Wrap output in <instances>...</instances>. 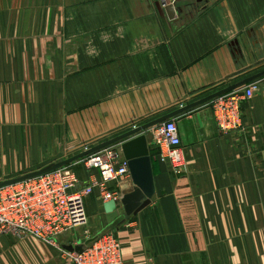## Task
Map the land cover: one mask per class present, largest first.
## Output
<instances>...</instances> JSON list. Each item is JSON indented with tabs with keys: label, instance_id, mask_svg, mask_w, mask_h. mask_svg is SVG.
Instances as JSON below:
<instances>
[{
	"label": "crops",
	"instance_id": "0c3cea01",
	"mask_svg": "<svg viewBox=\"0 0 264 264\" xmlns=\"http://www.w3.org/2000/svg\"><path fill=\"white\" fill-rule=\"evenodd\" d=\"M262 72L264 0H0V183L57 163L69 142L174 118L182 165L151 146L150 204L109 222L94 192L90 229L117 235L124 264H264V91L242 103L246 130H220L211 101L180 111ZM73 163L80 186L100 177ZM0 264L65 260L2 236Z\"/></svg>",
	"mask_w": 264,
	"mask_h": 264
},
{
	"label": "built area",
	"instance_id": "2783aa9c",
	"mask_svg": "<svg viewBox=\"0 0 264 264\" xmlns=\"http://www.w3.org/2000/svg\"><path fill=\"white\" fill-rule=\"evenodd\" d=\"M163 1L172 4L180 0ZM257 91H264V76L211 100L220 130H246L242 103L253 98ZM148 134L149 146L157 148L164 161L177 167L182 165L181 138L174 118L151 126L146 130L147 138ZM80 160L88 169H98L100 173L98 179H91L85 186H80L71 164L0 186V237H35L55 245L65 264H124L122 244L114 232L93 233L85 229L81 252L58 243L65 233L86 225V196L97 192L104 203L112 200L119 203L125 194L120 184L132 181L121 143L105 146Z\"/></svg>",
	"mask_w": 264,
	"mask_h": 264
},
{
	"label": "water",
	"instance_id": "95a60500",
	"mask_svg": "<svg viewBox=\"0 0 264 264\" xmlns=\"http://www.w3.org/2000/svg\"><path fill=\"white\" fill-rule=\"evenodd\" d=\"M262 75H264V72H262L256 78L250 79V81L257 79L258 77ZM247 82H249V80H246L235 86L228 87L218 92H215L196 103L189 104L181 108L180 111L183 112L196 105L202 104L207 101H211L215 97L222 95L224 93L230 92ZM178 113L179 112H175L172 115H176ZM167 118L169 117H164L162 119L156 120L144 126L135 128L132 132L126 133L117 138H113L95 147L86 149L84 152H81L80 154L75 155L67 160L57 162V163H52L41 170H36L28 174H25L23 176H19L17 178H13V179L1 182L0 186L22 181L24 179H28L31 177H35L42 173L56 169L60 166L67 165L70 162L80 159L88 154H92L98 151L99 149L105 146H108L110 144L121 143L124 156L129 161V169H130L131 177H132L135 187L132 191L125 193L119 203L112 200V201L106 202L104 206L107 212V219L109 222H112L113 220L117 219V217L120 215L119 207H121L124 213L128 216L132 214H137L139 211H141L143 208H145L146 206L150 204L151 198L155 194V191H156L153 164H152L150 146H149L148 138L146 135V130L150 128L151 126L164 121L165 119L167 120ZM64 247L68 250H76V251L81 252L84 246H83V243H80L77 245L69 244V245H65Z\"/></svg>",
	"mask_w": 264,
	"mask_h": 264
},
{
	"label": "rangeland",
	"instance_id": "374dc122",
	"mask_svg": "<svg viewBox=\"0 0 264 264\" xmlns=\"http://www.w3.org/2000/svg\"><path fill=\"white\" fill-rule=\"evenodd\" d=\"M75 143V141L74 142H69V148H72L73 150H71V151H69V153H61V154H58L56 157H54V158H56V159H58L56 162H59V161H61V160H64V159H69V158H71V157H73V156H75V155H78V154H80L81 152H84V150L86 149V148H81V150H79L78 148H79V146L80 145H77V143L78 142H76L75 143V146H73V144ZM87 147H89V146H87ZM151 147V146H150ZM151 149V148H150ZM63 157V158H62ZM72 165V167L74 168H76V165L73 163V164H71ZM44 167H42V168H39V169H36V170H41V169H43ZM75 168H74V170H75ZM36 170H34V171H36ZM87 197V196H86ZM85 197V198H86ZM85 205H86V203H85ZM86 211H87V223H86V225L85 226H83V227H80V228H78V229H76V230H72V231H69V232H67V233H65L64 235H62V239H63V237H64V239L65 240H69V238H71V237H76V241H81V240H83L84 238H85V232H84V230L85 229H90L91 228V226H90V218H89V214H88V210L86 209ZM91 230V229H90ZM91 232H95V231H92L91 230ZM102 232H105V231H102ZM62 239H61V241H62ZM60 240V239H59Z\"/></svg>",
	"mask_w": 264,
	"mask_h": 264
}]
</instances>
